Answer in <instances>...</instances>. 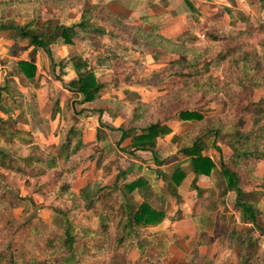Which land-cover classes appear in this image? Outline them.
<instances>
[{
    "label": "rangeland",
    "instance_id": "obj_1",
    "mask_svg": "<svg viewBox=\"0 0 264 264\" xmlns=\"http://www.w3.org/2000/svg\"><path fill=\"white\" fill-rule=\"evenodd\" d=\"M207 2L211 1L146 0L143 3L140 0H129L128 8L131 12L128 14L125 11L120 12L117 7L102 0L64 2L52 0L42 4L39 11L41 20H53L59 24L61 21L52 9H71L68 22L72 24L85 4L88 7H97L92 23L118 35L115 41H112L108 35L104 39L98 33L80 32L75 37V39L80 38L79 41L83 43L92 45L94 50L90 51L86 48L84 51V53L87 51L92 53V57L89 58L91 61L84 58V54L81 56L91 64L96 76L98 74L105 85L101 92V101L91 107L85 105L83 108L81 101L84 99L79 100L78 92L70 87L71 80L68 75L71 67H68V61L63 60L58 63L54 59V62L50 63L45 51L42 52L48 61L45 62L43 59L39 64L37 63L36 80L29 87L26 80H21L15 72L16 60L8 58L5 54L8 53L6 46L12 45L5 38L11 37L12 33L3 35L0 32V88H7L2 92L0 103L9 111L7 112L6 108L0 109V142L9 148L5 154V161L0 159V206L2 207L0 208V264H239L240 261L237 262L234 258L236 254L233 257L229 255L239 252L242 257L240 241L244 237L243 233L247 235L246 239L252 236L258 241L256 247L258 257L254 258L253 264H264V235L255 226L227 225L226 216L229 214L226 212V216L223 214L219 223L215 224L213 236L207 232L201 234L200 219L204 216L199 212L196 214L198 211L196 196H190L192 205L190 203L191 206L188 208L183 206L181 210L179 200L175 199L167 188L163 194L164 199L168 201V206L164 205L167 213L165 226L164 220L156 226L136 227L128 237H124V243L121 242L122 235L119 231L125 217L123 206L125 203L131 205V201L127 200L120 188L127 178L126 176L124 179L119 178V175L130 166L131 159L138 158L144 163L150 160L161 162L157 153L153 155L150 152L152 154L150 155L132 148L134 135L141 133V130L132 127L142 126L145 122L147 124L150 121L176 118L181 109L188 108L200 110L208 118L219 117V121H228L230 127L237 128L238 134L246 133L251 126V117L245 111L247 105L264 98L262 89L254 92L240 90L233 80L236 73L231 65V62L239 57L246 59V55H250L246 63L251 67L260 57L263 67L259 72L245 69L244 62L238 67L243 70L244 76L248 75L256 79L259 77V80L261 77L264 78L262 46L264 10L259 11L257 6L249 7L247 0H215L212 2L213 5L208 4V6ZM114 4L117 6L116 3ZM203 5L204 11L214 17L221 13L227 14L229 8L235 10V13H244L252 18L256 28L251 26L248 36L243 35V38L236 39L234 37L238 32L246 30L245 23L236 22L235 25L230 26L229 15L228 19L220 22L212 17L215 22H211L206 12L202 14L199 11V7L203 9ZM9 11L8 19L0 18V26L1 24L14 26L18 23L24 26L33 19L31 12L22 11L17 5ZM117 22L119 25L112 24ZM209 30L220 33L219 41L216 42L209 37L207 34ZM228 33H232L231 38H227ZM183 39H186L188 45L198 47L207 45L213 50L210 56L213 64L209 73L215 77L218 89L209 98L217 94L222 100L216 98L209 101L207 98L206 101H202L200 94H195L190 100L181 102L174 99L177 92H185L186 89H182L185 78L178 75L171 76L169 61L174 59L175 55L178 56L174 51H180L177 43ZM103 40L106 43H103ZM93 42L100 43L101 47ZM112 42H115L116 46L112 47L110 45ZM26 47L31 49L27 41L13 44L9 48L10 56L15 57L17 53L24 52ZM239 47L243 49L238 50ZM220 51L222 53L219 57ZM29 54L33 53L29 51ZM30 56H25L23 53L19 58ZM223 57H226V60H223ZM249 61H252L251 65ZM57 102L73 120H77V132L83 134V141L85 130L92 135L94 127L96 125L99 127L96 128V143L88 146L85 144L86 150L75 155L71 165L64 160L63 155H57V147L67 126V120L55 111ZM139 105L148 107L145 110L148 111L146 120L141 119L140 124H134L132 122L134 108ZM86 110L89 111L85 113ZM105 111L108 114L105 115ZM88 120L90 121L86 122ZM83 124L86 128L84 130ZM192 124L184 123L178 131L181 134L187 133L194 126ZM124 131L128 133V137L122 140ZM24 139L38 145L45 153L56 154L59 158L58 167L38 178L41 175L40 166L36 161L25 158L29 149ZM163 147L168 151L169 148ZM208 151L218 159L217 152L215 153L212 148L206 152ZM33 156L35 157L36 153ZM170 157H173L172 161L185 159L178 152L168 158ZM45 165L43 167H46ZM176 165L177 163L168 171L169 176ZM184 166L186 169L189 168L187 164ZM151 169L159 171L156 168ZM159 178L160 175L153 177V184L156 187ZM254 179L264 180V173ZM189 180L192 181V177ZM260 181L251 182L246 190L254 194L256 192L251 189L256 188L257 191L264 193V182ZM90 183L98 184L95 207L92 209L85 206L87 201L81 197V191ZM64 185L70 188L73 195L65 197L58 195L57 190ZM141 188L151 200L156 196L150 183H144ZM212 189L218 200L221 195L220 190L216 186ZM227 195L225 197L227 205L232 207L234 212L239 213L235 211L236 196ZM250 195L255 199L258 198L257 201L264 211V202H262L264 195ZM138 197L144 198L143 195H137ZM153 201L155 204L159 203L158 198ZM66 211H72L77 227L74 232L73 253L64 244L66 239L63 233L65 227L63 212ZM195 215L200 216L193 220L199 233L195 235L197 241L189 245L180 241L183 234L190 232L183 229L185 226L182 228L181 219L183 216L190 218ZM259 223L264 225V215L259 218ZM231 230L237 233L233 238L227 236ZM208 239L213 241L206 244ZM194 245L201 246L202 249L198 259L193 263L191 260L196 255Z\"/></svg>",
    "mask_w": 264,
    "mask_h": 264
},
{
    "label": "trees",
    "instance_id": "obj_2",
    "mask_svg": "<svg viewBox=\"0 0 264 264\" xmlns=\"http://www.w3.org/2000/svg\"><path fill=\"white\" fill-rule=\"evenodd\" d=\"M50 1L52 0H0V18L2 20L8 19V15L10 14L8 12H10V8L16 5L18 9H21L22 11H29L33 14V19L24 26L1 24V28L12 33L11 38L16 41V44H19L20 40L27 41L28 47L32 48L33 51H45L49 57L50 63L54 62L51 47L54 44L61 42L64 44H72L74 38L78 35L77 29L86 33H98L100 36L104 37L108 35L111 37L112 41H115L118 38L116 32L106 31L105 27L92 23L94 12L97 10V7H88L87 4H85L82 8L81 19L77 25L68 27L56 23L53 20L42 21L39 15L40 6L44 3H49ZM55 1L64 2L66 0ZM247 1L249 7L257 6L259 11L264 10V0ZM227 14L230 17V21L228 23L230 26L235 25L236 22H241L245 23L247 27L245 31H240L235 35L234 38L236 39L243 38V35L248 36L251 32V26L256 28V25L253 24L252 18L244 13H235V10L229 8ZM222 18L223 16L221 14L214 17V19L218 22L221 21ZM214 19H212L211 22H215ZM112 24L119 25L118 22ZM207 34L216 42L220 39V33L209 30ZM231 35L232 33H228L227 38H231ZM177 46L180 51H174V53H177L178 56L173 54L175 56L174 59L169 61V71L172 74L171 76L178 75L185 78L182 89L186 90L185 92H177L174 99L177 102H181L183 100H190L195 94H200L201 100L206 101V99L218 89L215 77L209 73L213 64V61L210 59L213 50L207 45L199 47L197 45H188L186 39L177 43ZM262 46L264 50V42ZM241 49L243 48H238V50ZM216 51L214 50V52ZM221 53V51L218 53L219 57L221 56ZM246 57V59H249L250 55H246ZM259 58V61H256V64L253 65H251L252 61H249L251 67H248L246 63L248 60H246L245 57L243 59L239 57V59L231 62L234 72L236 73V76L232 78L236 81L240 90L245 92H254L255 90L260 89L264 90V78L262 79L260 76L261 79L259 80V77L256 79V77H250L248 75L244 76L243 70H240V67H238L239 64L244 62L245 69L249 68L259 72L260 68L263 67ZM222 59L226 60V57H223ZM71 62L77 73V77L70 81V87L84 97V102L97 104V102L101 101L100 94L105 88V85L96 76L94 72L95 70L91 67L90 63L85 61L81 56L72 57ZM100 65H104V63H100ZM16 67V74H18L20 78L25 79L26 83L30 87L32 82L36 80L38 72L37 66L29 61L21 60L18 62ZM5 90H7V88H0V98L2 97V92ZM224 90H226V87H224ZM231 93L233 94L232 89ZM228 96L230 99L233 98L230 94ZM216 98L222 100L221 97L216 94L215 96L210 97L209 101H213ZM5 108L6 107L0 103V109L5 110ZM147 109V105L136 106L134 108L135 113L132 122L134 124H140L141 119L145 121L146 114L148 112L145 110ZM55 111L58 114L60 113L61 116L67 120V126L64 128L63 136H61V142L57 147V155H63L64 160H67L71 165L74 156L79 155V153L86 150V145L83 141V134L77 132V120H73L71 118L72 116L67 114V112L60 107V103L58 102L55 104ZM100 111L102 112V110ZM245 111L248 113L249 117H251V126L249 131L241 134H238L237 128L234 129L230 127L231 124L228 123V121H219V117L208 118L203 112L197 109H181L177 113L176 118H171L172 120H178L180 122L193 123L194 126L189 132L180 137L178 153L185 157V159L184 161H182L183 159L177 161V165L172 169V174L170 176L168 175L170 178L168 185L171 195H173L175 199H178V187L182 185L189 171H191L194 173L195 177L190 188L192 191H196L202 196V189H200L198 185L199 178L202 176L209 177L216 172L217 175H219L217 187L221 192V197L225 198L227 192H235V206L241 214L242 223L252 224L262 235H264V225H260L259 223V218L263 217L264 211L261 208L262 206L260 202L257 201L258 198L255 199L250 195H254L256 193L262 195L264 193L256 191V193L253 194L251 191L246 190L252 182L251 177L258 170L259 162L264 159V98L259 101L249 103ZM169 120L150 121L147 124L146 122L143 123L144 125L142 126L132 127V129L141 130V133L134 135L133 143L131 145L132 148H134L135 151L151 152L153 155L156 154L158 140L171 133V129L168 125ZM127 134L128 133L124 131L122 140H125V138L128 137ZM212 138L214 139L213 148L220 154L219 166L215 164L209 156L204 154L207 149V141ZM23 141L28 144L29 149L28 156H25V158L27 157L29 160L36 161V163L40 166L39 173L41 175L39 174L40 176H38V178L46 174L48 171L58 167L59 158L56 154L43 152L38 145L30 143L27 139H24ZM0 147L3 148L0 149V159L5 161V154L9 151V148L1 142ZM34 153H36L35 157L33 156ZM170 160L171 157L166 161L168 162ZM166 161H162L163 164ZM44 164H46V167H43ZM184 164H187L189 168L186 169ZM125 176L126 173L122 172L119 175V178H123ZM168 176L164 175V178L167 179ZM144 183H146V181L143 177H141L135 181L129 183L126 182L120 187L122 192L125 193L127 200L131 201V205L125 203L123 206L125 217L123 219V225L120 227L121 231H119L122 235L121 242L123 243L125 241L124 237H128V235H130L136 227L141 226L146 228L148 226H156L167 218L164 205L168 206V201L167 199H164V195L158 198L160 200L159 203H163L162 206H158L154 203V201L152 202L151 198L147 195V198L143 201L140 202L137 200L135 191L138 188H141ZM97 185V183H90L81 191V197L84 201H87V205L85 206L89 209L95 207ZM60 188L57 190L59 196L65 197L66 195H73L67 185L62 187L60 186ZM0 208L2 209L1 206ZM71 212L72 211L63 212V222L65 226L63 228V233L66 239L64 244L66 248L73 253V244L75 240L74 232L77 227ZM233 230L227 234L228 237L231 236L233 238L237 234ZM243 236V239L240 241L243 255L241 257V254L236 252L234 253L236 254V257L234 258L237 262L240 261L239 264H253L254 258L258 257L256 252L258 241L252 236L246 239L247 235L244 233ZM141 247L144 249L143 246ZM245 252H247L246 255ZM199 255L200 254L197 251L191 262L194 263V261L198 259Z\"/></svg>",
    "mask_w": 264,
    "mask_h": 264
},
{
    "label": "crops",
    "instance_id": "obj_3",
    "mask_svg": "<svg viewBox=\"0 0 264 264\" xmlns=\"http://www.w3.org/2000/svg\"><path fill=\"white\" fill-rule=\"evenodd\" d=\"M3 1H8V0H3ZM102 1L106 2V4H110L111 6H113L115 8L117 7L120 10V12L125 11L127 14L131 12L129 10V8H128L129 7V0H102ZM140 1H142L143 3L146 2V0H140ZM209 1H211V2H207V6H208V4L213 5L214 3H212V2H214L215 0H209ZM112 2L116 3L117 6L114 3L112 5ZM125 7H127V9ZM204 8H205L204 5H203V9L199 7V11L202 14H204L206 12V11H204ZM52 10H54V12L56 13L57 18L60 19V21H61L60 24L61 25L63 24L65 26L71 27V26L77 25V23H79V21L81 19L82 8L79 11L80 12L79 13V16H76L77 18H76L75 21H73L72 24L68 22L69 17H71L70 16L71 14L69 12L71 9L64 8L63 10H61V9H52ZM125 12H123V13H125ZM21 13H25V12H21ZM221 15H222V13H221ZM206 16L209 18L210 21L213 19L212 17H214V15L208 14L207 12H206ZM222 16H223L222 20H225V19H228L229 18L228 17V14H226V13L224 15H222ZM18 25L21 26V24H19V23H18ZM77 31H78V35H79L80 32H83V31H80L78 29H77ZM0 32H2L3 35H4V33L6 34V33H9L10 31L2 29L1 26H0ZM103 38L105 39L104 36H103ZM5 39H7L6 41H8L10 44H12V45L6 46V50H7L8 53L5 52V54H7L6 56L8 58L16 60V65L21 60L30 61V62L34 63L35 65H37V63L39 64L40 63V60L43 61V59H44L45 62L48 61L47 58L44 57L45 54L42 52L43 50H39V51H36L35 52V51H33L32 48L29 50V48L27 49V47L24 49V52L17 53L18 55L16 54L15 57L10 56V50H9V48L12 47L13 44L16 43V41L13 40L11 37H7ZM79 39L80 38H76V39L74 38L73 43H75V45L74 44H64V43L61 42V43L54 44L51 47L52 54H53V59H55L56 62L59 63V62H61L63 60L65 62L68 61L67 62L68 63V67H71V70L69 69L70 74L68 75V77L70 78V80H73V79H75L77 77V73L74 70L73 64L71 62V58L74 57V56H81V54H84L83 57L86 58V59H88L89 61H91L89 59V58L92 57V53L90 51L94 50V49H92L93 47H92V45L90 43H83V41H81V40L79 41ZM103 43H106V41L103 40ZM114 43L115 42H112L110 45H112V47L116 46V44H114ZM93 44H95L96 46L99 45L101 47L100 43H98V42L97 43L96 42H93ZM86 48H89L90 51H87V52L84 53V51H85ZM29 51L31 53H33V54L32 55L29 54ZM23 53H24L25 56H30V55L31 56L30 57H27V58H19V57L22 56ZM103 68H105V66ZM97 77L100 79V76L98 74H97ZM21 80H24V79L21 78ZM130 82L132 83V81H130ZM77 95L80 96L79 97L80 98L79 100L84 99V97L81 94L77 93ZM101 95L102 94H100V96ZM81 102H82L83 108L85 107V105H88L90 107H91V105L92 106L93 105L95 106V104L92 103V102H87L85 104L83 103L84 102L83 100ZM90 107H88V108H90ZM93 108L96 109L95 107H93ZM23 111H24V109H23ZM87 111H89V110H86L85 113ZM106 114H108V113L105 111V115ZM89 121L90 120H88L86 122H89ZM90 123L92 124V122H90ZM94 123L96 125V122L95 121H94ZM184 123H190V122H180L178 120H169L168 121V125H169V127L171 129V133L168 134L167 136H165L164 138H160L158 140L157 155H159V157L161 159V160L160 159L159 160L161 162L162 161H166L169 156H174L178 152L177 150L179 149V145H180V137L184 134V133L181 134L178 130H179V127L181 125H183ZM94 128L95 129L93 130L94 132H93L92 135L90 133H88L86 130L84 131L85 132L84 142H85V144L87 146L89 144H93L94 145L96 143V141H97V138H96V135H97L96 134V131H97V129L96 128H99V127H98V125H96ZM82 129L83 130L86 129L84 124L82 125ZM166 142H168V143H166ZM213 144H214V139L213 138L212 139H209L207 141V149L205 150L204 154L207 155V156H209L215 162V164H217L219 166L220 154H219V152H217L213 148ZM163 146H166L167 148H169L168 151L165 150V147H163ZM209 148H212V150L215 153L216 152L218 153V155H219L218 159H216L214 155H211V152L210 153H209V151L206 152ZM144 153H149L150 155H152L150 152H144ZM172 158L173 157H171V159ZM176 160H173V161L170 160L168 162L166 161L163 164V162L162 163H159V162H157L155 160L153 162L150 160V161H148V163H144L143 161L139 160L138 158L137 159H131L130 160V162H131L130 163V166L127 169H124L123 170V172L126 173V178H127V179H124L125 177L122 178V179H124V182L123 183L124 184L126 182L129 183V182L135 181V180L143 177L144 180L147 183H150L151 184L153 190L155 191L156 196H154L153 199L160 198L166 192L165 188H167V190L169 191L168 182H170V178H169L168 175H169L170 172L168 173V171L177 163L178 160L177 161ZM151 168H156L159 171L156 172L154 169L152 170ZM263 169H264V159L261 162H259L257 172L251 177V181L252 182L253 181H255V182L260 181L258 179L257 180L254 179V178L255 177H260V174L264 173V172H262ZM153 174H154L155 177H157L158 175H160V178L158 180L159 182L157 184V187L158 186L161 187L160 189H158L155 186V184H153V177H154ZM164 175H167L168 176L167 179L164 178ZM191 177L194 180L195 175H194V173H192L191 171H189V173H188L186 179L184 180V182L182 183V185L178 187V193H179V198H178L179 203L178 204H179V209H181V210H182V207L183 206H185L186 208H188L189 206L192 205V202H191L192 200L190 199V196H193V195L196 196L195 197V202H196L197 209H198V211L196 212V214H198V212H199V214L201 216H204L203 219H200L201 220L200 222L202 223L201 224V228H202L201 229V234H203L204 232H207V234L213 236L214 231H215V228H214L215 224L216 223H219L220 218L222 217L223 214L225 215L226 212L229 214L227 216L225 215L226 216V219L228 221V222H226L227 225H231V224H234V226L239 225V224H243V225H246V226H248V225L250 226L251 225L250 223L249 224L242 223L240 212L239 213L234 212L233 209H232V207H229V205H227L226 198H223L220 195V197L218 198V200H216V195L214 194L215 192L212 189L215 186L218 189V187H217V181L219 180V175H217L216 172H214L209 177L208 176H202V177L199 178L198 185H199L200 189H202V196L199 195L198 192L192 191L191 188H188V187L191 186V183L193 181V180L192 181L189 180ZM260 182H264V180L262 179ZM251 190H253V192H256L258 189L256 190V188H252ZM135 193L138 196L139 195H143L144 196L143 199H139V197L137 198V195H136V198L139 201H143L146 198V195H147L145 193V190H143L142 188H138L135 191ZM204 193H205L206 196L204 195ZM207 194H208V196H207ZM228 195H233V196L235 195L236 196V193L235 192H228ZM262 195H264V194H262ZM159 202H160V200H159ZM262 202H264V200H262ZM190 203H191V205H190ZM234 203L236 205V197L234 199ZM157 205L158 206H162V204H160V203H158ZM235 211H238V210L235 209ZM182 214H184V213H182ZM199 217H200L199 215H195V217H192L191 216L190 218H187V217H184V216L182 217L184 219V220L181 219L182 220L181 223H183L182 228H183V226H185L183 229L188 230L190 232H189V234H183L182 235V239L180 241H183L185 243H188L189 245H192L193 242H196L197 241V238H195V235H197V233H199V230L196 228V225H195V223H194L193 220H194V218H199ZM166 222H167L166 220L163 222V225L164 226H165ZM226 224H225V226H226ZM180 230H182V229H180ZM210 231L212 233H210ZM224 233H225V231H224ZM201 234H198V235H201ZM184 235H186V236H184ZM212 241H213V239L211 241H209V239H208L207 242H206V244L211 243ZM193 248L195 249V253L197 251L200 253L201 252V249H202L201 246L200 247L199 246L196 247L195 245H194ZM196 249H198V250H196ZM229 256L233 257V256H235V254L233 253V254H230Z\"/></svg>",
    "mask_w": 264,
    "mask_h": 264
}]
</instances>
